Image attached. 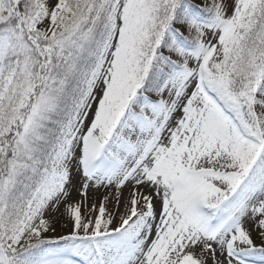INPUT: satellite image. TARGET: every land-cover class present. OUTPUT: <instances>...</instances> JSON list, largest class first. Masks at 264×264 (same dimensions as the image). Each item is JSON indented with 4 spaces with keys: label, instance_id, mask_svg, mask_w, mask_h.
<instances>
[{
    "label": "snow or ice",
    "instance_id": "6c2138e0",
    "mask_svg": "<svg viewBox=\"0 0 264 264\" xmlns=\"http://www.w3.org/2000/svg\"><path fill=\"white\" fill-rule=\"evenodd\" d=\"M0 264H264V0H0Z\"/></svg>",
    "mask_w": 264,
    "mask_h": 264
},
{
    "label": "rangeland",
    "instance_id": "374dc122",
    "mask_svg": "<svg viewBox=\"0 0 264 264\" xmlns=\"http://www.w3.org/2000/svg\"><path fill=\"white\" fill-rule=\"evenodd\" d=\"M78 189H79V182L77 181L72 188V197H71L72 200L80 199ZM128 191H129V189H127V188L124 190L125 198H127ZM105 194H107V193H106V190H104V189H100V190L90 189L89 193H88V203L89 204L95 203L98 205L101 198ZM113 205H114V201L112 204L108 205L110 210L113 209ZM121 210H123V209H121ZM61 211H63V209H61ZM115 222H118V217H117V221H115ZM52 227L55 228V232H50L48 235H50V236L64 235V234H67L69 231H71V222L67 216H64V215L57 213L55 216V219L52 222ZM253 239L255 240V242L258 245L261 243L260 239L258 238V236L255 233H253Z\"/></svg>",
    "mask_w": 264,
    "mask_h": 264
}]
</instances>
